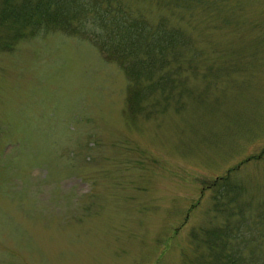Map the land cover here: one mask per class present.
Segmentation results:
<instances>
[{"label":"rangeland","instance_id":"1","mask_svg":"<svg viewBox=\"0 0 264 264\" xmlns=\"http://www.w3.org/2000/svg\"><path fill=\"white\" fill-rule=\"evenodd\" d=\"M107 2L177 33L150 76ZM94 3L0 19V264H264V0Z\"/></svg>","mask_w":264,"mask_h":264},{"label":"trees","instance_id":"2","mask_svg":"<svg viewBox=\"0 0 264 264\" xmlns=\"http://www.w3.org/2000/svg\"><path fill=\"white\" fill-rule=\"evenodd\" d=\"M9 1L7 0V2ZM90 1L24 0L19 6L7 4L3 12H0V19L5 20L10 17L13 23L21 25L13 35L15 38L34 32L42 25H45L46 28L58 25L69 31H83V29H77V26L72 27L70 20L72 14L77 16L79 11H88L91 7H96L95 3L92 5ZM104 5L102 6L103 9L99 12V19L101 20L102 26H105L106 29L108 28L104 34L108 35L113 32V35L118 37L120 41L127 42V48H121L119 53L123 66L132 75L140 76L146 72L150 76L154 68L159 66L157 62L166 59L169 56L168 51L171 46L178 44V40L180 39L177 33L174 30H165L166 32L163 35L154 32L149 34L142 26H139L140 29L135 28L140 22L130 21L125 11L118 10L117 12H112L111 7H109V2ZM49 8L55 13H52L54 15L50 13L48 18H45L44 16L48 13L47 10ZM147 34H149V38L145 36ZM9 44L11 45L13 43ZM100 44H103L107 54L113 52L112 49H117V47H112L111 44V48L107 49L106 44L108 43L105 42ZM140 51H143L145 56L138 55L137 53ZM130 57L134 59L133 63H131ZM139 93L140 90H134L135 97Z\"/></svg>","mask_w":264,"mask_h":264}]
</instances>
